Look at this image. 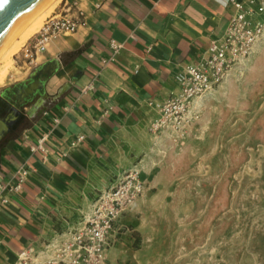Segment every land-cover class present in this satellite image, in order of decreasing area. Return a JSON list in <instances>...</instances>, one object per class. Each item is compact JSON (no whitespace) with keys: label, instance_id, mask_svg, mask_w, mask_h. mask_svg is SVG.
Returning a JSON list of instances; mask_svg holds the SVG:
<instances>
[{"label":"crops","instance_id":"obj_1","mask_svg":"<svg viewBox=\"0 0 264 264\" xmlns=\"http://www.w3.org/2000/svg\"><path fill=\"white\" fill-rule=\"evenodd\" d=\"M78 11L86 25L37 53L34 69L53 61L55 71L41 86L42 101L35 96L17 111L22 123L1 148L0 196L9 202L0 205V264L23 251L40 262L54 258L101 191L129 169L149 168L158 105L180 92L179 73L205 57L236 9L230 0H58L53 9ZM21 167L29 169L22 188L2 190ZM120 223L103 264L136 239L133 209Z\"/></svg>","mask_w":264,"mask_h":264},{"label":"rangeland","instance_id":"obj_2","mask_svg":"<svg viewBox=\"0 0 264 264\" xmlns=\"http://www.w3.org/2000/svg\"><path fill=\"white\" fill-rule=\"evenodd\" d=\"M55 5L0 58V90L33 72L27 51ZM154 136L131 208L136 239L115 247L113 264H264V37Z\"/></svg>","mask_w":264,"mask_h":264},{"label":"built area","instance_id":"obj_3","mask_svg":"<svg viewBox=\"0 0 264 264\" xmlns=\"http://www.w3.org/2000/svg\"><path fill=\"white\" fill-rule=\"evenodd\" d=\"M230 1L236 12L230 17L223 36L211 42L200 62L185 65L179 73L180 92L158 105L159 117L149 127L153 135L182 118L196 98L220 85L230 70L249 57L264 37V0ZM86 23L82 11L53 13L46 18L31 42V48L27 51L30 63L36 62L37 53L46 50L53 37L74 33ZM111 44L115 51L121 47L114 40ZM44 140L41 138L39 141L41 149H44ZM28 174V167H21L16 183L2 186V190L19 191ZM144 187L140 170L129 169L122 173L109 188L101 191L82 225L62 243L54 258L40 262L33 258L31 251H23L13 264H103L108 248L112 241L116 242L119 231L123 229L121 217L131 210ZM8 202L7 196H0V205Z\"/></svg>","mask_w":264,"mask_h":264},{"label":"water","instance_id":"obj_4","mask_svg":"<svg viewBox=\"0 0 264 264\" xmlns=\"http://www.w3.org/2000/svg\"><path fill=\"white\" fill-rule=\"evenodd\" d=\"M47 0H0V47L8 39L11 33L17 29L33 12H35L41 5H43ZM46 63H51V72L43 71L37 78L33 77V73L37 72L40 67H43ZM30 74L29 78L19 82L25 88L26 103L20 105V110L23 106L29 103L31 99L35 96L42 101L44 90H36L45 85L46 80L54 73L56 68V63L53 61L46 62ZM34 90V93L31 91ZM20 114H17L15 109L5 117L0 118V140L5 136L7 132L11 129L14 121L18 119Z\"/></svg>","mask_w":264,"mask_h":264},{"label":"bare ground","instance_id":"obj_5","mask_svg":"<svg viewBox=\"0 0 264 264\" xmlns=\"http://www.w3.org/2000/svg\"><path fill=\"white\" fill-rule=\"evenodd\" d=\"M57 1L58 0H47L27 19H25V21L11 33L8 39L0 47V58L9 51H12L13 48H17L16 45L17 41H19V37L25 40L26 37L32 34L37 29V27L40 26L44 16L51 10V8L57 3ZM41 71V69H38L37 72L33 73V77L37 78L38 74L41 73ZM3 76L4 74L0 73V80H2ZM36 90H42V88H36ZM26 91V89L24 90L18 84L5 86L0 93V103L5 104L11 109H15L16 111H18L20 109V105L26 103Z\"/></svg>","mask_w":264,"mask_h":264},{"label":"flooded vegetation","instance_id":"obj_6","mask_svg":"<svg viewBox=\"0 0 264 264\" xmlns=\"http://www.w3.org/2000/svg\"><path fill=\"white\" fill-rule=\"evenodd\" d=\"M1 91V90H0ZM12 111V109L10 107H8L5 104L0 103V118H5L10 112ZM19 118V117H18ZM21 120L16 119L11 127V129L9 130V132H7L5 134V136L0 140V152H1V148L4 144V142L6 141V139L8 137L13 136L19 129L20 125L22 122H20ZM1 156V153H0Z\"/></svg>","mask_w":264,"mask_h":264}]
</instances>
